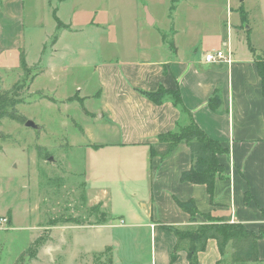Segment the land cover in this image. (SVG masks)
<instances>
[{
    "label": "crops",
    "instance_id": "0c3cea01",
    "mask_svg": "<svg viewBox=\"0 0 264 264\" xmlns=\"http://www.w3.org/2000/svg\"><path fill=\"white\" fill-rule=\"evenodd\" d=\"M29 3L32 15L37 16L32 19L36 29L43 28L46 15L54 19L51 32H58L52 42V46H57L56 52L62 47V52L71 55L93 52L92 49L96 54L109 55L96 67L99 86L93 95L98 104L85 114L92 116L87 128L91 142L86 144L94 152L126 148L140 156L133 160L135 171L129 169L130 161H126L124 177L131 180V174L136 172L140 176L133 181L148 183L145 198L153 203L144 208L143 218L133 210L128 211V227H144L149 231L148 263L188 264L183 248L171 263L176 238L162 225L188 226L190 213L181 203L190 200L201 214L226 216L229 222H239L248 230L256 232L264 225V96L254 53L243 44L235 47L236 40L245 39L247 44V38L253 45L251 27L245 26L248 23L241 24L238 10H245L248 21L254 10L264 24V0H29ZM152 4L169 9L163 19L165 23L156 31L147 30L158 19L150 9ZM22 10L23 0H0V55L22 49ZM165 28L172 32L171 44L164 40ZM180 33L189 37L186 45L177 40L183 35ZM190 37L197 40L188 45ZM66 38H85L92 51L82 48L79 41L74 49L68 41L59 44ZM218 48L229 49L230 62L204 60L206 52ZM41 49L43 53L44 45ZM28 65L30 69L32 66ZM159 87L178 91L190 116L181 113L170 100L156 104L139 92ZM85 98L66 95L59 102L82 103ZM56 101L53 99V103ZM190 117L208 137L227 149V153L218 155L224 175L215 179L211 196L205 185L179 180L180 173L191 164L185 143H178L164 159L149 151V145L157 142L159 134L189 124ZM246 193L249 198L245 200ZM27 211L33 214L31 209ZM201 214L196 215L198 223L206 222ZM0 216H7L10 225L0 232L17 228V215L11 209L0 210ZM258 250L259 258H264V238L258 240ZM230 252L231 248L226 256ZM224 255H220L216 240L209 238L205 248L197 253L196 264H217Z\"/></svg>",
    "mask_w": 264,
    "mask_h": 264
},
{
    "label": "rangeland",
    "instance_id": "374dc122",
    "mask_svg": "<svg viewBox=\"0 0 264 264\" xmlns=\"http://www.w3.org/2000/svg\"><path fill=\"white\" fill-rule=\"evenodd\" d=\"M150 9L158 19L147 30H159L169 9L160 4ZM22 11L21 51L32 67L27 72L20 68V50L0 55V210L8 207L17 215V228L0 232V264H150L149 231L128 227L129 210L143 218L144 208L153 203L145 198L148 183L133 181L138 173L131 180L124 177L126 161L135 171L133 160L140 156L126 148L94 152L86 144L91 142L87 128L92 116L85 114L98 104L93 95L99 86L96 67L109 55L96 54L85 38L61 39L59 44L68 41L74 49L79 41L94 53L71 55L62 47L56 52L52 42L58 32H51V15L36 29L29 0H23ZM245 26L251 27L257 54L264 56L262 18L253 10ZM166 29L164 40L171 44L172 32ZM187 38L183 34L177 40L185 43ZM242 44L246 48L245 39L235 41V47ZM73 94L86 98L82 103L59 102ZM26 120L36 128L25 126ZM38 236L43 244L36 255L19 257ZM228 249L222 264L231 262ZM259 259L234 264H264Z\"/></svg>",
    "mask_w": 264,
    "mask_h": 264
},
{
    "label": "trees",
    "instance_id": "16d2710c",
    "mask_svg": "<svg viewBox=\"0 0 264 264\" xmlns=\"http://www.w3.org/2000/svg\"><path fill=\"white\" fill-rule=\"evenodd\" d=\"M241 24L248 23L247 13L243 8L238 10ZM59 24V23H58ZM248 49L254 53V60L257 72L260 78L261 93L264 96V56L255 53V49L251 46L249 38H247ZM19 65L25 72L28 67L25 60V54L20 51ZM139 92L152 101L160 104L164 100H170L180 112L190 116L189 111L181 102L180 94L176 90H167L159 87L155 91ZM5 113L2 112V115ZM10 118L24 121L15 114H9ZM185 143L189 148L191 164L188 169L180 173L179 180L181 182H190L194 184H203L209 195L211 196L214 189L215 179L223 177L224 167L218 161V155L227 153V149L217 140L208 137L205 132L190 117L189 124L179 127L175 131L161 133L157 136V142L149 145L150 154L160 159L168 157L178 143ZM248 193L245 194V200L248 199ZM190 213V224L184 228L162 225L163 228L172 232L176 238L173 250L171 252V263L176 259L177 252L183 248L186 251L188 264L197 263V253L205 248L209 238H214L217 248L221 256L226 252V247L231 248L230 257L234 264L238 262H255L259 259L258 240L264 238V225H260L256 232L246 229L239 222H229L226 216L214 217L210 213L201 214L193 201L181 203ZM201 214L206 222L198 223L196 215ZM42 237L38 236L30 243L28 249L21 253L19 257L28 255L32 259L40 246H42ZM217 264H222L218 261Z\"/></svg>",
    "mask_w": 264,
    "mask_h": 264
},
{
    "label": "built area",
    "instance_id": "2783aa9c",
    "mask_svg": "<svg viewBox=\"0 0 264 264\" xmlns=\"http://www.w3.org/2000/svg\"><path fill=\"white\" fill-rule=\"evenodd\" d=\"M204 60L207 62H230L231 54L227 48H218L208 51L204 54ZM9 219L7 216H0V229H9Z\"/></svg>",
    "mask_w": 264,
    "mask_h": 264
},
{
    "label": "water",
    "instance_id": "95a60500",
    "mask_svg": "<svg viewBox=\"0 0 264 264\" xmlns=\"http://www.w3.org/2000/svg\"><path fill=\"white\" fill-rule=\"evenodd\" d=\"M25 126L36 128V125L31 120H26Z\"/></svg>",
    "mask_w": 264,
    "mask_h": 264
}]
</instances>
